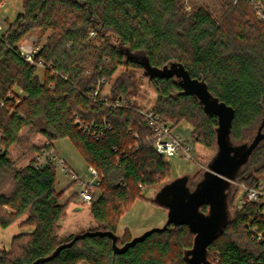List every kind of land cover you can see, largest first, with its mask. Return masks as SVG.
<instances>
[{"label":"trees","instance_id":"16d2710c","mask_svg":"<svg viewBox=\"0 0 264 264\" xmlns=\"http://www.w3.org/2000/svg\"><path fill=\"white\" fill-rule=\"evenodd\" d=\"M226 3L228 11L216 20L205 7L187 11L183 0L24 1L23 12L0 34V228L21 220L19 228L31 232L15 235L8 249L0 247V264H187L186 252L195 236L184 225L154 232L121 255L114 253L108 235L79 238L72 245L75 236L61 239L60 222L68 204L61 203L64 192L56 189L55 166L39 168L37 158L46 141L53 145L69 139L101 176L100 194L89 206L98 224L94 232L117 235L121 216L142 197V190L169 180V162L148 141L152 133L143 116L131 107L109 105L134 99L137 85L127 71L140 66L116 42L132 53L142 52L154 68L183 65L234 109L231 141L247 143L264 126V22L257 20L247 0ZM34 31L51 32L35 59L44 65L42 77L40 67L18 52ZM120 68L125 73L114 80ZM150 83L157 93L153 112L173 128L188 123L196 142L216 147L217 118L206 114L196 97L184 95L176 78H152ZM108 84L112 87L102 101ZM15 89L23 94L18 96ZM77 116L91 129L78 126ZM24 160L28 164L19 168ZM262 179L264 141L237 181L252 186ZM8 180L12 189L4 193ZM131 240L124 234L117 246ZM208 260L264 264V218L258 206L235 210L209 246Z\"/></svg>","mask_w":264,"mask_h":264},{"label":"rangeland","instance_id":"374dc122","mask_svg":"<svg viewBox=\"0 0 264 264\" xmlns=\"http://www.w3.org/2000/svg\"><path fill=\"white\" fill-rule=\"evenodd\" d=\"M24 1L25 0L3 1L2 5L0 6V26L2 27L0 34H3L7 30L9 24L14 22L16 18L23 12ZM183 3L185 9L189 12L197 7L207 8L216 20L222 19L228 11L226 0H183ZM236 3L237 0H233V5ZM50 35V31L44 35H42L40 31H34L25 37L22 44H32L40 48V46L46 43L47 37ZM96 43L99 45L101 40L97 39ZM116 46H118L125 54L128 53V49L124 48L117 42ZM129 54L136 56L141 60L145 59V56L142 52H129ZM127 72L128 75L133 76V79L137 85L136 96L130 101H133L134 105L142 110H152L157 100V93L153 85L150 83L149 77L145 75L143 69H141L140 66L130 67L129 71ZM124 73L125 69L120 68L114 76V80ZM39 75L41 77L43 76L42 68L39 69ZM111 87V84L105 85L102 95H108ZM174 131L176 135L180 136V138H182L186 143L192 145L194 149L193 157L196 161H186L178 156L167 158L171 168L169 180H165V182L159 186L149 187L142 190V197L137 199L119 220L117 229V236L119 238H123L124 234H128L133 239L142 236L147 231L163 228L168 219V210L163 205H160L161 198L159 197V194L161 193L163 187L166 184L177 180H185L188 183V187L191 190H194L195 187H193L191 183L196 182L197 185V183L202 179L203 175H206L208 167H210L212 160L215 158L217 154V148L214 147L213 149H208L196 142L195 139L192 138L191 126L188 123L181 122L174 127ZM255 135H253L247 143L251 142ZM52 146L61 159L60 161H63L65 164L63 165L60 161H54V164L56 163V189L59 192H64L61 203L68 204L66 213L60 222L61 239L67 240L71 236L82 235L96 231L98 224L89 210L90 205L85 203L80 196L82 187L77 181L73 179V173H71L68 169L70 168L72 172L76 173L84 181L90 182L93 176L89 171L88 163L77 150L73 142H71L69 139L58 140L54 142ZM27 164L28 162L24 160L18 164V167L23 168ZM11 187V182L9 180L6 181L3 187V192H10L12 189ZM232 191H237L236 195L238 197L240 191L235 187H233L231 193ZM96 195H99V193H96ZM237 197L236 201L238 199ZM236 201L234 202V205H230L229 202V220H231L234 216L235 210L240 208L238 206V202ZM20 222L21 220L15 222L7 229L0 228L1 248H10L11 239L15 235L23 232H31V229H20ZM82 264L88 263L83 262Z\"/></svg>","mask_w":264,"mask_h":264},{"label":"water","instance_id":"95a60500","mask_svg":"<svg viewBox=\"0 0 264 264\" xmlns=\"http://www.w3.org/2000/svg\"><path fill=\"white\" fill-rule=\"evenodd\" d=\"M129 52L128 50L126 54L127 59L139 64L149 80L176 78L184 95L196 97L204 112L217 118V154L194 190L188 187L185 180H177L163 187L159 194L160 205L168 210V219L163 228L147 231L127 242L122 248L117 246V235L100 231L76 235L70 245L79 238L108 235L113 240L114 253L121 255L144 242L154 232L164 231L170 225H184L195 236L192 249L186 252L187 264H212L208 260V248L223 233L230 221L228 208L233 189L232 181L237 180L253 152L264 141V126L259 128L251 142L235 145L230 138L235 111L215 98L204 82L193 79L181 64L173 63L161 69L154 68L146 57L141 60ZM204 206L208 207L206 213L202 211Z\"/></svg>","mask_w":264,"mask_h":264},{"label":"built area","instance_id":"2783aa9c","mask_svg":"<svg viewBox=\"0 0 264 264\" xmlns=\"http://www.w3.org/2000/svg\"><path fill=\"white\" fill-rule=\"evenodd\" d=\"M238 1V0H237ZM251 7L254 9L256 13V18L260 22H264V4L261 0H247ZM2 31V27L0 26V32ZM94 36L93 34H91ZM39 48L32 44H21L18 47L19 54L31 64L36 63V57L38 55ZM38 67L44 68L42 62L36 63ZM15 93L18 96H21L20 93L15 89ZM99 87L94 92L93 100L96 101V97L99 95ZM106 96L101 95V100L106 101ZM113 108H125L131 107L134 108L137 113L143 116L146 121L147 126L151 130L152 135L148 138V141L154 147L155 152L165 158L169 157H181L186 161H196L193 157V147L191 144L186 143L180 136L176 135L173 126L170 123H166L162 120L161 116L152 110H142L134 105L133 101L125 100V99H117L115 102L109 104ZM75 123L84 129H91V127L86 126L77 116ZM96 134H94L95 136ZM3 141L4 134L0 131V152L3 151ZM45 150L38 156L37 163L39 168H43L48 164L54 165V161H60L57 152L53 148L52 144L48 141L44 143ZM63 165V161H60ZM89 171L91 172L93 178L90 182L84 181L76 174L73 175V179L78 182V184L82 187V191L80 192V196L83 201L87 204H91L99 195V188L101 186L102 178L97 173V171L93 167H89ZM233 187L239 190L238 206L241 208L248 204H254L258 206L261 210V215L264 218V179L258 181L257 183L249 186L243 182H239L237 180L232 181ZM252 232L256 235L258 240L262 239V234L257 232V230H252Z\"/></svg>","mask_w":264,"mask_h":264},{"label":"crops","instance_id":"0c3cea01","mask_svg":"<svg viewBox=\"0 0 264 264\" xmlns=\"http://www.w3.org/2000/svg\"><path fill=\"white\" fill-rule=\"evenodd\" d=\"M18 91V93H20V94H23L22 92H21V90H17ZM68 168V167H67ZM69 169V171L71 172V173H74V172H72L71 170H70V168H68ZM74 174H76V173H74ZM77 175V174H76Z\"/></svg>","mask_w":264,"mask_h":264}]
</instances>
